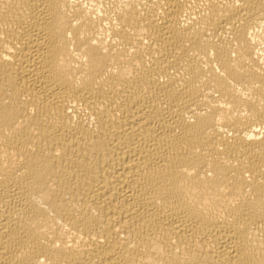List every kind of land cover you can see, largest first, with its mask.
Segmentation results:
<instances>
[{
	"label": "bare ground",
	"instance_id": "6f19581e",
	"mask_svg": "<svg viewBox=\"0 0 264 264\" xmlns=\"http://www.w3.org/2000/svg\"><path fill=\"white\" fill-rule=\"evenodd\" d=\"M0 264H264V0H0Z\"/></svg>",
	"mask_w": 264,
	"mask_h": 264
}]
</instances>
